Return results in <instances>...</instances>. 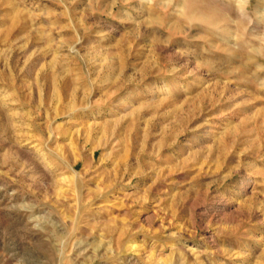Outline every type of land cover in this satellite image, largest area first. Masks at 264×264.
Returning <instances> with one entry per match:
<instances>
[{
    "label": "rangeland",
    "instance_id": "374dc122",
    "mask_svg": "<svg viewBox=\"0 0 264 264\" xmlns=\"http://www.w3.org/2000/svg\"><path fill=\"white\" fill-rule=\"evenodd\" d=\"M0 264H264V0H0Z\"/></svg>",
    "mask_w": 264,
    "mask_h": 264
}]
</instances>
